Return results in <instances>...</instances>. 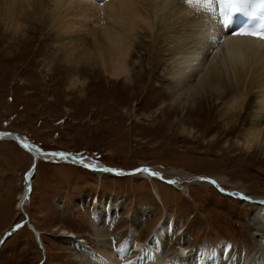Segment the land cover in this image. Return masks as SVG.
I'll return each mask as SVG.
<instances>
[{"label": "rangeland", "instance_id": "obj_1", "mask_svg": "<svg viewBox=\"0 0 264 264\" xmlns=\"http://www.w3.org/2000/svg\"><path fill=\"white\" fill-rule=\"evenodd\" d=\"M72 12L56 0H0V130L25 136L42 149L87 156L96 165L124 172L145 166L150 171L93 172L81 163L38 152L33 192L23 213L15 203L23 191L31 153L12 139H0V240L8 233L1 244L0 264H81L76 256L84 253L74 246L79 238L99 247L91 223L97 199L121 206L117 223L110 227L113 235L101 231L105 240L117 237V245L130 231L132 213L143 205L151 213L137 231L140 241L171 213L178 229L164 244L169 251L177 249L184 237L190 248L228 240L232 251L224 264H231L232 253L258 247L262 242L252 238L248 223L253 201L245 203L198 179L219 177L225 190H239L248 197L264 195V153L242 145L240 130L227 131L239 127L241 116L220 119L219 105L214 108L209 102L193 113L191 126L185 112L172 115L168 98L162 99L164 103L158 97L154 100L150 89L156 77L150 47L144 67L151 73L137 98L127 99L134 89L124 91L119 76L103 66L101 42L92 43L102 19L85 16L81 9V14ZM90 24L93 30H88ZM136 56L130 72L138 70ZM230 105L238 103L231 100ZM152 171L159 175L154 177ZM169 180L176 183L167 185ZM18 222L21 227L12 230ZM27 223L40 232V243ZM71 234L77 240L69 239Z\"/></svg>", "mask_w": 264, "mask_h": 264}, {"label": "bare ground", "instance_id": "obj_2", "mask_svg": "<svg viewBox=\"0 0 264 264\" xmlns=\"http://www.w3.org/2000/svg\"><path fill=\"white\" fill-rule=\"evenodd\" d=\"M56 1L65 9H72V14L74 12L81 14V9L85 16H97L95 19H102L101 28L98 27L100 32L94 37L92 43L97 45L101 42L105 49L102 57L103 66H107L112 74L119 76L124 91L129 88L134 89L133 94L127 99L137 98L142 92L141 85L144 84L145 76L154 67L156 69L154 71L156 77H152L154 85L149 86L154 93L153 98L155 100L158 97L161 100L159 102H162V99L167 97L174 112L171 113L172 115L179 111L185 112L189 120L188 125L191 126L193 124L190 120L191 116L202 110V105L206 102L214 108L219 105L216 114L220 119L241 116L238 117L240 118L239 127H233L227 131L236 133L240 130L243 134L242 145L264 153V42L254 38L231 37L227 33H222L211 17L210 6L206 4V0H192L191 3L187 0H107L103 3L94 0ZM186 3L196 4L197 9L194 10L195 8ZM101 13L103 16H100ZM77 21L79 23L80 20ZM88 25L89 23L84 24L82 29L85 30ZM88 30H93L91 24ZM82 36L85 37V35ZM149 47L152 66L146 70L144 60ZM98 48L101 50L100 46ZM141 50L145 52L137 57V52ZM134 56L138 58L135 65L138 70L130 72L129 65ZM231 100L237 101L238 105L231 106ZM34 153L37 155V161L33 163L35 155L31 153V166L26 172L28 174L25 177L23 191L19 193L15 203V208L23 213L25 206L30 204L35 168L40 155L37 151ZM64 155H62L64 161L70 159ZM58 157L61 158V156ZM83 159L88 160L86 157ZM83 159L81 161L75 159L78 162L70 161L81 162V165L94 164L95 169L90 167V170L105 172L100 169L101 165H96L95 160L91 162L89 161L91 159L88 161ZM146 174L141 173V176L152 179ZM190 177L193 178L189 176L186 179L189 180ZM211 180H215L218 184L222 178L214 177ZM195 182L199 180L196 179ZM177 187L184 193V186L179 183ZM229 192L235 194L239 191ZM159 196L163 201L161 195ZM249 198L243 201L247 203L252 200L254 203V209L250 212L248 219L252 228L251 235L256 241L262 243L250 250H237L236 254L232 253L231 264H264V195H251ZM97 200L96 205H93V207L96 206L94 210L96 216L91 219V223L94 225L95 233L97 232L94 240L99 242V247L95 249L88 245L86 239L79 238L81 243L79 246L86 245L78 247L83 249L81 251L84 253V256H76L79 257L81 264H224L222 254L228 248L231 249L230 243L225 240L214 245L204 243L195 247L197 243L193 246L195 248H190L189 242L184 237L180 240L181 244L177 249L170 247L172 251H169L167 244H164L169 241L175 226L171 213H166V216L158 223L159 225L154 227L152 233L147 236L148 239L140 241L137 231L142 221L145 223V217L151 213V209L143 205H139L138 210L132 213L130 231L117 245L115 243L117 237L115 240L114 237L105 240L101 231L105 230L109 236L113 235L110 227L117 223L116 214L121 206L117 201L108 203L106 200ZM109 204L111 209L108 207ZM17 225L21 227L22 223H16L12 227L13 230L18 229ZM27 225L33 231L36 242L40 243V232L33 225V227L29 223ZM170 226L172 228L167 234L165 231ZM180 227L184 234V225ZM175 229H178V225ZM36 233H38V239ZM177 233L181 232L177 230ZM159 234L164 235V238L158 239ZM76 237L74 234L68 236L73 240H77ZM87 247L89 250H86Z\"/></svg>", "mask_w": 264, "mask_h": 264}, {"label": "snow or ice", "instance_id": "obj_3", "mask_svg": "<svg viewBox=\"0 0 264 264\" xmlns=\"http://www.w3.org/2000/svg\"><path fill=\"white\" fill-rule=\"evenodd\" d=\"M103 2H105V0H101V3H103ZM187 2L191 3L192 0H187ZM208 2L210 3L211 0H208ZM243 2H244V0H232L233 6L230 9L226 8V10H225L226 11V15H225V19H224V25L225 26L229 25V23H230L229 17L231 16V14L239 11V8L236 7L235 5L239 4V3H243ZM261 2H262V4H264V0H261ZM232 35H250V36H254V37L259 38V39H264V30H255V31L240 30L239 32H233ZM52 155H63V154L62 153H52ZM137 171H140V170H137ZM144 171H147V169H144ZM151 174L154 176L159 175V173H157V172H152ZM200 179L207 180L208 178L201 177ZM211 182L213 184L216 183L215 180H212ZM168 183L169 184H175L176 181L175 180H169ZM244 199H250V198L244 197ZM19 227L20 226L17 225V228H19Z\"/></svg>", "mask_w": 264, "mask_h": 264}, {"label": "water", "instance_id": "obj_4", "mask_svg": "<svg viewBox=\"0 0 264 264\" xmlns=\"http://www.w3.org/2000/svg\"><path fill=\"white\" fill-rule=\"evenodd\" d=\"M6 135H9V133L0 132V137L6 136ZM29 150H30V149H29ZM36 151L39 152V153H41L42 155H51V156H53V157H58V156H59V155H55V156L52 155V153H55V152H51V151H43V150H41V149H37ZM31 152H34V151L31 150ZM33 155H35V158H34V161H35L37 155H36V153H33ZM24 221H25V220H24ZM36 237H37V239L39 238L38 233H36Z\"/></svg>", "mask_w": 264, "mask_h": 264}]
</instances>
